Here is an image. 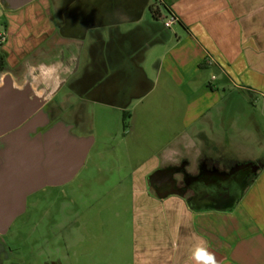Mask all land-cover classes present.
<instances>
[{
    "label": "rangeland",
    "instance_id": "374dc122",
    "mask_svg": "<svg viewBox=\"0 0 264 264\" xmlns=\"http://www.w3.org/2000/svg\"><path fill=\"white\" fill-rule=\"evenodd\" d=\"M165 1L151 0L164 16ZM1 8L0 16H9ZM178 24L171 39L153 40L146 48L142 67L153 89L133 108L132 120L124 121L115 109L89 107L95 144L86 164L71 183L35 194L33 199L41 197V214L17 220L0 237L14 249L13 259L20 256L24 264H133L143 186L164 150L186 154L184 136L203 129L237 140V148L223 149L233 162L260 149L264 101L252 99L210 68ZM70 97L63 91L55 102L69 107Z\"/></svg>",
    "mask_w": 264,
    "mask_h": 264
},
{
    "label": "flooded vegetation",
    "instance_id": "af4514ba",
    "mask_svg": "<svg viewBox=\"0 0 264 264\" xmlns=\"http://www.w3.org/2000/svg\"><path fill=\"white\" fill-rule=\"evenodd\" d=\"M36 6L38 10L35 11ZM4 8L9 16H0V87L10 80L17 90L31 93L39 102L41 96L53 92L55 84L60 87L54 91L51 101L19 128L44 112L50 116V122L44 128L40 127L33 138L43 137L64 122L71 128L72 135L92 138L94 146L92 124L87 114L90 106L115 109L123 114L124 121L132 120L133 108L153 89L141 64L151 35L159 29L155 21L161 22L168 13L164 16L151 0H35L18 11L10 10L8 5ZM143 9L142 20L132 22ZM63 62L64 67L61 66ZM63 91H68L73 100L66 108L55 102ZM198 146L195 158L173 153L172 148L162 152L154 171L146 179L147 190L152 196L157 198V191L163 194L175 189L184 192L188 202L192 201L205 190L202 185L204 173L230 175L229 184L232 185L236 181L233 177L236 167H244L241 173L250 171L247 191L264 168L263 157L251 156L233 162L223 155V149L217 143L207 138L199 139ZM255 168L260 170L255 173ZM169 169L178 172L173 176L177 187L173 189L168 173L155 181V189L151 188L149 177ZM33 196L35 194L27 199L24 214L15 222L32 218L34 212L41 214V197L33 199ZM4 245L0 240V264H24V259L19 262L20 256L13 259L15 251L12 247ZM28 264L31 263L28 261Z\"/></svg>",
    "mask_w": 264,
    "mask_h": 264
},
{
    "label": "crops",
    "instance_id": "0c3cea01",
    "mask_svg": "<svg viewBox=\"0 0 264 264\" xmlns=\"http://www.w3.org/2000/svg\"><path fill=\"white\" fill-rule=\"evenodd\" d=\"M164 4L210 68L252 99L264 101V0H166ZM163 19L155 21L159 29L151 41L171 39L172 28H165ZM58 87L55 84L53 91ZM204 138L221 149L238 146L232 137L227 141L203 129L182 139L186 155L194 158L198 140ZM252 156L264 158L263 137ZM142 197L130 256L133 264H196L198 247L207 249L216 264H264V168L231 213L196 211L176 196L159 200L146 186Z\"/></svg>",
    "mask_w": 264,
    "mask_h": 264
},
{
    "label": "water",
    "instance_id": "95a60500",
    "mask_svg": "<svg viewBox=\"0 0 264 264\" xmlns=\"http://www.w3.org/2000/svg\"><path fill=\"white\" fill-rule=\"evenodd\" d=\"M35 0H1L3 6L18 11ZM144 9L132 22L143 18ZM30 92V91H29ZM54 91L41 96V102L31 93L21 92L7 80L0 87V236H5L15 220L26 210L27 199L46 188L64 186L77 176L93 146V139L78 138L64 122L50 129L43 137L33 138L37 130L50 122V116L41 112V117L21 127L40 107L51 101ZM30 94V95H29ZM41 121V123H40ZM244 167L233 170L234 184L230 175L202 176L205 190L188 204L201 212L231 213L243 200L250 171ZM260 168H255V173ZM263 170V168H261ZM169 173V174H168ZM176 169L157 171L149 177V185L155 189V181L168 174L170 183L176 188L173 176ZM206 179V180H204ZM166 178L163 182L166 183ZM218 187V191L213 189ZM159 200L169 197L184 198V192H156Z\"/></svg>",
    "mask_w": 264,
    "mask_h": 264
},
{
    "label": "clouds",
    "instance_id": "9594fccd",
    "mask_svg": "<svg viewBox=\"0 0 264 264\" xmlns=\"http://www.w3.org/2000/svg\"><path fill=\"white\" fill-rule=\"evenodd\" d=\"M194 260L196 264H216V260L212 254L204 247H198L194 252Z\"/></svg>",
    "mask_w": 264,
    "mask_h": 264
},
{
    "label": "built area",
    "instance_id": "2783aa9c",
    "mask_svg": "<svg viewBox=\"0 0 264 264\" xmlns=\"http://www.w3.org/2000/svg\"><path fill=\"white\" fill-rule=\"evenodd\" d=\"M178 22L177 18L171 14L168 15V17H165L163 19V24L165 28L171 29L174 25H176Z\"/></svg>",
    "mask_w": 264,
    "mask_h": 264
},
{
    "label": "trees",
    "instance_id": "16d2710c",
    "mask_svg": "<svg viewBox=\"0 0 264 264\" xmlns=\"http://www.w3.org/2000/svg\"><path fill=\"white\" fill-rule=\"evenodd\" d=\"M165 10H166V12L169 14V10H167L166 8H165Z\"/></svg>",
    "mask_w": 264,
    "mask_h": 264
}]
</instances>
